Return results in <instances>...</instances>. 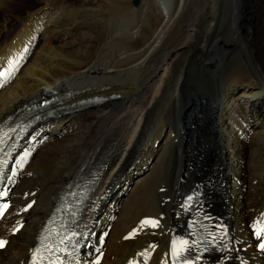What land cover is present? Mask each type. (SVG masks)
Masks as SVG:
<instances>
[{
	"label": "bare ground",
	"instance_id": "6f19581e",
	"mask_svg": "<svg viewBox=\"0 0 264 264\" xmlns=\"http://www.w3.org/2000/svg\"><path fill=\"white\" fill-rule=\"evenodd\" d=\"M16 1L0 0V15ZM36 1L17 28L0 23V134L13 135L43 100L55 99V112L40 106L8 158L0 264H33L66 184L84 169L79 239L91 245L63 264H174L172 235H186L184 203L201 185L228 240L205 264H264V108L255 112L264 106V0H200L211 9L206 29L183 31L182 47L173 45L188 0H141L136 11L96 0L86 9L109 17L90 28L60 23L79 1ZM96 97L106 101L80 105ZM104 122L112 128L101 135ZM138 173L145 182L122 189Z\"/></svg>",
	"mask_w": 264,
	"mask_h": 264
},
{
	"label": "rangeland",
	"instance_id": "374dc122",
	"mask_svg": "<svg viewBox=\"0 0 264 264\" xmlns=\"http://www.w3.org/2000/svg\"><path fill=\"white\" fill-rule=\"evenodd\" d=\"M76 1H79V7H80V9H79V11H77V12H75V13H70V12H68L67 14L65 13L64 15L63 14H61V16H60V20H62L60 23H63V24H65V25H68V23H72V21L73 20H75V21H73V23L74 22H78L79 24V27L81 28L82 27V25L84 26H87L88 28H90V26H91V24L93 25L94 23H95V21H100V19H101V21L102 20H104V19H107L108 17H109V15L105 12V10H102V9H100V10H96V11H90V10H87L86 8H87V5L88 6H95V4H96V0H76ZM122 1H124V2H126L127 4H129V6H130V8L133 10V11H136V10H138L139 8H140V6H141V0H140V2H139V5L138 6H136V5H134V0H122ZM5 2V1H4ZM35 2H37L36 0H17L15 3H13L11 6H10V8H8V10H5V12L4 13H2L1 15H0V23H4V22H9L10 24L13 22V20H14V24L12 25V27H11V29H13V28H17L19 25H20V22H21V20L24 18V16L26 15V11L28 10V9H31V8H33L34 7V4H35ZM189 3V5L187 6L188 7V10L186 11L187 12V15H186V19H185V21H184V23H183V25H185V27H183V30L181 31V40L180 41H178V42H176V44L177 45H173V47H177V46H179V47H182V46H184L185 44H184V39L182 38V36H183V31H187L188 33H193V27H195V29H200V30H204V29H206V27H205V17H204V13L206 14V13H211V9H210V7H208V6H204L203 7V3L200 1V0H188V2H187V4ZM172 9H173V7H172ZM131 10V11H132ZM238 10H242L239 6H238ZM101 11V12H100ZM103 11V12H102ZM168 12L169 13H171V10H168ZM188 12H189V14H188ZM94 14H96V15H98V16H96V15H94ZM65 16V17H64ZM73 18V19H72ZM94 19V20H93ZM204 19V20H203ZM70 20V21H69ZM72 20V21H71ZM77 20V21H76ZM91 20H93V22L91 21ZM11 21V22H10ZM54 21H57V20H54ZM54 21L52 22V24H54ZM69 21V22H68ZM197 23V24H196ZM9 24V25H10ZM46 24H48V21H46L45 22V25ZM52 24H49L48 26H52ZM195 25H197V26H195ZM149 27V24L148 25H145V27ZM146 28V29H150L151 30V28ZM196 34H197V31L195 32ZM194 33V34H195ZM195 34V35H196ZM40 39H41V37L39 36L38 37V42L37 43H39L40 42ZM182 45V46H181ZM161 55H159V56H157L156 58H154V60H155V63H154V67H156V66H158V65H160V63L162 62L161 61V59H162V56L160 57ZM159 58V59H158ZM158 59V60H157ZM157 60V61H156ZM28 62V61H27ZM29 63V62H28ZM23 66L21 67L22 69L20 70V71H23V70H25V68L28 66L27 65V63H25V64H22ZM152 69V70H151ZM154 71V68H152V64L149 66V68H148V74L147 75H150V73H152ZM199 105H201V104H199ZM263 108H264V106H261L260 108H258V109H256V111L255 112H258V110L259 111H261V112H263ZM260 114V113H259ZM105 124H106V126H105ZM109 127H108V126ZM105 126V127H104ZM101 128H103V130H101V135L103 134V133H105V132H107V129H111L112 127H111V125H109V123L107 122H104L103 123V126L101 125L100 126ZM48 133H50V131H48ZM120 132H117L116 134H119ZM58 134H55V136H57ZM55 136H53V137H55ZM168 137V134H166L165 135V137L163 138V140H162V143L160 144V146L158 147V151H157V154H160L162 151V146L164 145V142H165V138H167ZM160 150V151H159ZM247 166V165H246ZM81 170H83V168L82 169H80V171ZM85 170V169H84ZM84 170L83 171H81V172H79V174L77 173V176L76 177H78V176H82L83 174H84ZM89 172L90 171H88L87 173H86V175L87 174H89ZM92 172V171H91ZM82 173V174H81ZM85 175V176H86ZM142 176V174L141 173H138V175L136 176H133L132 177V179L130 180V182H128V183H123V184H121V185H123V187H122V189H124V190H126V191H130V190H137V188H139L144 182H145V180L143 179V180H140L139 178ZM76 177H73V179H75ZM73 179L72 180H70V181H73ZM82 179V178H81ZM94 179V178H93ZM70 183V182H69ZM68 184V183H67ZM67 184H66V186H67ZM205 185H201V186H197L198 188H203V191H204V193L206 194V192H210V188L209 187H207V186H205ZM196 187V188H197ZM66 188V187H65ZM133 188V189H132ZM196 188H194V189H192V190H190L188 193H187V195H189V193L191 192V191H193V190H195ZM209 189V190H208ZM134 190V191H135ZM203 193V192H202ZM204 193H203V195L202 196H204ZM218 194H220V192H218ZM186 195V196H187ZM186 196H185V198H186ZM204 199V198H203ZM203 199H202V202H203ZM208 200H209V198H208ZM207 199H206V201H208ZM185 204V209H186V202L184 203ZM217 222H219L220 223V220H218L217 219ZM221 224V223H220ZM148 226H149V224H148ZM102 233V230H98V231H96V233H95V235H94V238L96 239V240H99V237H100V234ZM184 235H185V233H184ZM183 235V236H184ZM182 236V237H183ZM172 239H173V241H174V237H175V235H172ZM109 241V240H108ZM222 253H223V251H222ZM188 255H192V252H190V253H188ZM226 256L228 257V252H227V254H226ZM223 257H224V255H223ZM227 257H226V263H228L227 262ZM96 260V259H95ZM95 264H97V262L95 261Z\"/></svg>",
	"mask_w": 264,
	"mask_h": 264
},
{
	"label": "water",
	"instance_id": "95a60500",
	"mask_svg": "<svg viewBox=\"0 0 264 264\" xmlns=\"http://www.w3.org/2000/svg\"><path fill=\"white\" fill-rule=\"evenodd\" d=\"M139 2H140V0H134V5L138 6Z\"/></svg>",
	"mask_w": 264,
	"mask_h": 264
}]
</instances>
